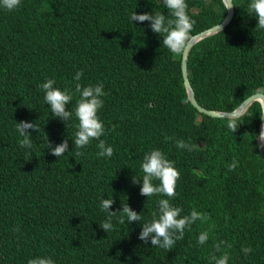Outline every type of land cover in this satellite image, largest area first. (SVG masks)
<instances>
[{"label": "trees", "instance_id": "trees-1", "mask_svg": "<svg viewBox=\"0 0 264 264\" xmlns=\"http://www.w3.org/2000/svg\"><path fill=\"white\" fill-rule=\"evenodd\" d=\"M250 2L231 0L229 21L187 51V79L205 108L230 110L253 91L264 94V30L249 14ZM186 3L195 21L191 33L224 14L220 0ZM133 12L168 16L163 0H21L12 11L0 7V264L36 257L54 264H214L211 256L225 252L228 264H264V166L254 143L259 103L247 105L234 133L226 117L197 112L184 100L179 55L148 21L132 22ZM47 79L71 92L76 83L104 85L100 139L113 148L112 157L97 156L98 140L75 156L78 121L73 115L66 125L53 116L40 88ZM78 99L76 93L66 110ZM20 121L38 129L28 130L30 149L19 144ZM66 139L68 152L51 155L47 142L55 147ZM176 140L195 148H178ZM155 149L180 172L170 203L181 216L193 209L208 216L169 251L138 239L158 200L167 199L140 195L141 163ZM233 159L238 164L229 171ZM103 198L114 201L110 211L128 204L141 221L125 217L121 224L117 213L106 233L99 226L108 215ZM204 231L209 239L200 245ZM244 247L252 252L245 255Z\"/></svg>", "mask_w": 264, "mask_h": 264}, {"label": "clouds", "instance_id": "clouds-1", "mask_svg": "<svg viewBox=\"0 0 264 264\" xmlns=\"http://www.w3.org/2000/svg\"><path fill=\"white\" fill-rule=\"evenodd\" d=\"M21 4V0H0V7L12 11L18 8ZM163 4L168 9V16L163 15L161 12L155 14H149L147 12L143 14H137L133 12L131 21L149 22V26L154 33L159 34L162 39V44L173 55H181L188 48L191 41L190 33L192 31L194 20L188 15V5L186 0H163ZM235 5L229 3L226 5V9H230ZM249 14L254 16L258 23L256 27L264 30V0H251L248 5ZM83 75L82 70L77 71L74 80L79 81ZM55 80L47 79L46 82L40 85L41 90L44 92V100L47 105L50 106L51 113L54 117L59 118L65 122L66 125L70 124L73 115L77 119L76 125L77 131L75 132V139L73 141L77 151L75 156L79 157L83 155L80 149L88 146L92 140H98L97 152L98 157H112L114 150L111 146H107L103 139H100L105 134V128L103 122L98 116V111L103 107L104 101L101 99L105 95L104 85L102 83L97 85L82 86L80 83H76L75 92L70 90H60L55 87ZM184 89V88H183ZM264 91V90H262ZM78 93L79 99L76 101L74 110H66L73 96ZM264 111V105L261 106ZM243 115L242 111L235 113H229L226 117L228 120L227 128L233 133L237 130V120ZM29 129L38 131L33 123L26 121H20L16 123V131L23 138L19 141V144L23 148H31L33 141L30 135ZM259 138L264 141V126H262ZM166 140L174 139V137H165ZM176 147L192 151L195 145L186 143L184 140H176ZM47 148L51 155L55 157L64 156V153L68 152L67 139L56 145L52 146L50 142H47ZM238 161L233 159L232 163L228 165L229 171L235 170ZM141 169L143 172L142 185L140 187V195L144 197H151L154 195L166 196L167 199H159L157 204V210L152 212V219L142 224L141 231L138 239L144 243L150 241L153 247H159L167 251L173 249L176 241L183 240L185 230L197 220L206 221L208 216L206 213L197 212L193 209L190 214L181 216L182 209L174 207L170 200L176 196V184L180 179V172L174 167V162L166 159L165 155L159 150L155 149L146 153L141 163ZM141 179L133 177L132 183H139ZM154 181H158L156 184ZM112 199H101L100 208L102 211L107 212V218L99 225L100 228L106 233L113 230L112 217L120 214L119 222L121 224L131 223L133 221L139 222L142 217L136 211L132 210L128 204L122 206V210L110 211V207L113 205ZM18 230V229H17ZM209 239L207 231L201 232L198 236L197 243L203 245ZM224 241L215 245L216 251L221 250V244ZM229 248L231 245H227ZM242 251L245 255L252 252L251 247H244ZM214 261V264H228L229 256L225 252L222 256L217 258L215 255L210 258ZM27 264H54V261L50 257H36L29 259Z\"/></svg>", "mask_w": 264, "mask_h": 264}, {"label": "water", "instance_id": "water-1", "mask_svg": "<svg viewBox=\"0 0 264 264\" xmlns=\"http://www.w3.org/2000/svg\"><path fill=\"white\" fill-rule=\"evenodd\" d=\"M222 5L224 6V14L222 18L216 22L213 23L207 27H204L194 33H191V41L188 45V48L185 50L184 53L179 55V73L180 78L182 82V86L184 88L185 98L184 100H187L189 104L196 109L197 112L206 114L208 116H214V117H227L229 113H239V111H244L247 105L252 101L255 100L259 103L260 106V113H259V121L257 124V133L254 136V143L257 152L260 155V158L262 160L263 166H264V141H261L259 138V133L261 132L262 126H264V111H262L261 106L264 105V94L260 91H253L246 96H244L233 108L230 110H218V109H212V108H205L198 104L193 96V91L191 89V86L189 84V81L187 79V72H186V56L187 51L189 47L199 38L208 35L210 33H213L219 29H221L230 19L232 15L233 7L230 9H226V5L229 3V0H220ZM231 2V0H230ZM232 4V3H231Z\"/></svg>", "mask_w": 264, "mask_h": 264}]
</instances>
